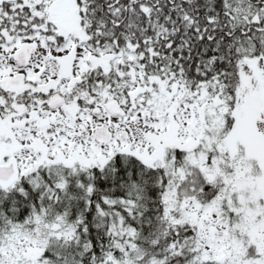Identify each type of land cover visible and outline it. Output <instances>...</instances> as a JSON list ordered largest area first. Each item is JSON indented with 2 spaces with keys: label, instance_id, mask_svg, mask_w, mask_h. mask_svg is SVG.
Masks as SVG:
<instances>
[{
  "label": "snow or ice",
  "instance_id": "6c2138e0",
  "mask_svg": "<svg viewBox=\"0 0 264 264\" xmlns=\"http://www.w3.org/2000/svg\"><path fill=\"white\" fill-rule=\"evenodd\" d=\"M0 264H264V0H0Z\"/></svg>",
  "mask_w": 264,
  "mask_h": 264
}]
</instances>
